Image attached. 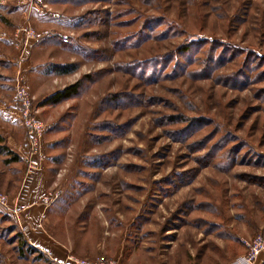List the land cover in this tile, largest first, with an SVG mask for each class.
<instances>
[{
    "label": "rangeland",
    "instance_id": "rangeland-1",
    "mask_svg": "<svg viewBox=\"0 0 264 264\" xmlns=\"http://www.w3.org/2000/svg\"><path fill=\"white\" fill-rule=\"evenodd\" d=\"M19 84L47 125L50 192L115 240L94 259L234 264L264 238V0H0L17 106ZM23 243L0 210V264H46Z\"/></svg>",
    "mask_w": 264,
    "mask_h": 264
},
{
    "label": "crops",
    "instance_id": "crops-1",
    "mask_svg": "<svg viewBox=\"0 0 264 264\" xmlns=\"http://www.w3.org/2000/svg\"><path fill=\"white\" fill-rule=\"evenodd\" d=\"M31 62L25 64V82L32 90L33 72L40 74L37 69L42 65L32 68ZM45 92L41 89L37 95L42 96ZM0 138V189L9 196L11 205L17 207L18 215L0 210L14 219L24 248H34L33 252L41 254V260L46 264H58L55 261L63 262L70 255L88 259L101 253L114 254L111 249L115 240L111 235L107 237L106 227L100 219L93 234L91 219L86 218L83 208L73 210L72 203L64 200L50 206L43 204V197L54 187L49 153L52 143L44 137L38 154L30 155L29 137L19 108L3 95H0ZM4 146L9 150H4ZM122 255L123 246H120L115 250V256Z\"/></svg>",
    "mask_w": 264,
    "mask_h": 264
},
{
    "label": "built area",
    "instance_id": "built-area-1",
    "mask_svg": "<svg viewBox=\"0 0 264 264\" xmlns=\"http://www.w3.org/2000/svg\"><path fill=\"white\" fill-rule=\"evenodd\" d=\"M17 103L21 114V120L27 130L30 144V155L38 154L47 125L41 120V108L34 104V98L24 85H18L16 90ZM60 196V193L52 191L43 197V204L50 206ZM0 207L7 213L18 215L17 207L11 205L9 196L0 191ZM249 254L234 264H254L259 255L264 252V238L259 237L249 245ZM58 264H121L116 259L99 256L95 259H84L70 255L63 262L55 261Z\"/></svg>",
    "mask_w": 264,
    "mask_h": 264
},
{
    "label": "trees",
    "instance_id": "trees-1",
    "mask_svg": "<svg viewBox=\"0 0 264 264\" xmlns=\"http://www.w3.org/2000/svg\"><path fill=\"white\" fill-rule=\"evenodd\" d=\"M56 69H57V73L61 74V75L70 74L75 70L73 67H58ZM79 87H80V82H78L77 84H74L72 86H69V87L65 88L64 90H61V91L54 93L53 95H51L50 97H48L46 100H44L42 102V104H43L42 106L57 105L63 101H66V100H69L71 98L76 97V95L78 94ZM0 140H1V138H0ZM3 149L9 150V148L6 146H4ZM11 154H13V153L11 152ZM23 245H24V243H23ZM29 251H35V249L30 247Z\"/></svg>",
    "mask_w": 264,
    "mask_h": 264
}]
</instances>
